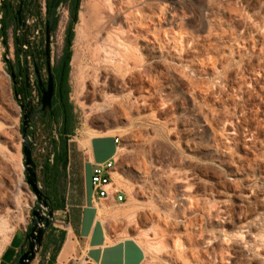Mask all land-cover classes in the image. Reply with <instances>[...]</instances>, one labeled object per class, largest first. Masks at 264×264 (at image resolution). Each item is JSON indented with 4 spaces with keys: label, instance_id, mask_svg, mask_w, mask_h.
<instances>
[{
    "label": "rangeland",
    "instance_id": "obj_1",
    "mask_svg": "<svg viewBox=\"0 0 264 264\" xmlns=\"http://www.w3.org/2000/svg\"><path fill=\"white\" fill-rule=\"evenodd\" d=\"M151 2L148 32L139 19L129 31L135 79L127 81L125 91L106 94L103 101L91 100L92 79L84 77L103 74L102 68H91L94 34L87 31L77 37L75 24L71 49L72 55L79 50L82 68L78 73L70 61L74 129L69 143L100 135L118 139L113 156L118 173L113 180L126 200L103 204L101 213L107 211L109 237L139 242L143 264H198L197 252L207 263L256 264L249 246L254 236L264 235V0ZM56 16L52 64L63 46L66 4L59 5ZM5 24L6 44L0 32V131L6 132L0 138V264L6 248L21 233L27 244L36 204L25 179L24 111L6 63L15 61L14 43L20 32L14 22ZM27 68L31 83L35 79L31 61ZM100 77L97 82L102 83ZM124 96L141 103L138 109L120 107L117 101ZM32 127L34 137L27 135L33 138L32 157L39 164L49 145L41 126ZM199 231L213 233L216 241L207 245ZM258 251L264 261V244ZM82 262L76 254L62 264Z\"/></svg>",
    "mask_w": 264,
    "mask_h": 264
},
{
    "label": "crops",
    "instance_id": "obj_2",
    "mask_svg": "<svg viewBox=\"0 0 264 264\" xmlns=\"http://www.w3.org/2000/svg\"><path fill=\"white\" fill-rule=\"evenodd\" d=\"M82 138L69 144L68 162L59 183L45 187L49 203L54 206L61 204V209L53 210L54 222L45 232L31 264H62L68 256L76 254L91 264H143L145 253L135 238L109 237L105 215L107 211L101 213V210L103 204L112 202L97 201L91 188L94 164L105 162L115 154L117 146L114 137L100 135L89 140ZM81 140L89 144L84 146ZM59 236L62 240L59 249L55 251L53 238ZM23 238L24 234L21 233L6 248L1 264H16L27 245H23ZM67 243L69 246L65 259L61 260L60 254Z\"/></svg>",
    "mask_w": 264,
    "mask_h": 264
},
{
    "label": "bare ground",
    "instance_id": "obj_3",
    "mask_svg": "<svg viewBox=\"0 0 264 264\" xmlns=\"http://www.w3.org/2000/svg\"><path fill=\"white\" fill-rule=\"evenodd\" d=\"M151 1L152 0L83 1L79 10L76 35L81 38L87 31H91L94 34L96 41L95 48L93 50L95 64L91 68H102L100 71L103 73L101 74V77L100 73L95 72L91 75L87 74L84 76L92 79V81L89 82L90 90L88 92L91 100L95 102L97 100L103 101L106 94L111 92H123L125 91L127 81L130 82L135 79V52L130 41L129 31L131 30L132 24H135V19H139L142 24V30L145 33L148 32L149 23L152 20L153 7ZM160 13H164L163 7L160 8ZM79 56V50L75 49L71 59V66L78 73L81 71L80 68H82L79 62ZM144 64L145 68H147L148 64L146 60L144 61ZM99 77L102 78V83L97 82ZM117 103L120 107L125 106L132 110H137L139 107L138 105L141 104H138L136 101L131 102L129 100V96H124L121 100H118ZM4 137H6V132L5 130H2L0 131V138ZM82 144L86 146L89 143H87V141H83ZM125 166L131 167L132 165L130 166L129 164H125ZM131 168L137 173H140L137 168ZM143 197L146 196L143 195ZM213 215L214 213L212 214L211 212H208L209 218H212ZM193 221H195V219ZM198 236L207 245H212V243H214L217 239L213 233L202 234L201 231L198 232ZM189 243L190 245H195L194 238H192L191 235L189 236ZM262 244H264V235L254 236L249 246L252 258L257 259L256 264H264V261L259 259L260 255L258 253L259 247ZM68 246V243L65 244L60 254L61 260L65 259ZM191 253L192 255L194 254L192 251ZM212 253L213 252L209 253L210 259L212 262H215L216 257ZM196 254L198 264H212L211 262L207 263L200 260L198 252ZM184 264L190 263L185 261Z\"/></svg>",
    "mask_w": 264,
    "mask_h": 264
},
{
    "label": "trees",
    "instance_id": "obj_4",
    "mask_svg": "<svg viewBox=\"0 0 264 264\" xmlns=\"http://www.w3.org/2000/svg\"><path fill=\"white\" fill-rule=\"evenodd\" d=\"M19 1L22 2L21 8V21L24 22V16L29 12L36 13L39 8V3L37 0H2L0 3V32L2 34V38L4 43L6 44V34L5 29L6 24L5 21L9 20L14 22V27L16 31L20 30L18 26V22L16 19V14L19 8ZM45 1V14H46V22L50 16L51 9L56 0H44ZM81 0H62L61 4H66L68 8V21L66 23L64 29V38H63V46L61 49V54L58 60L55 63L54 67H51V74L54 80L55 87V99L54 103L56 104L54 111L51 114V118H42L39 117L36 121L41 126L43 133L45 134V138L48 141L49 149L45 156L42 159V162L37 164V181L42 182L43 191H45L46 185H55L58 184L60 179L64 175V170L66 168L68 158V146H69V137L73 134V111L72 104L69 100V92L70 87L68 83L69 72H70V61L72 58V41L74 37V26L78 22L79 17V7ZM57 14V12H56ZM57 26V16H55L52 31L56 29ZM20 32V31H19ZM27 35V34H26ZM27 41V38H26ZM23 41L21 40V32L20 38H16L15 40V61L12 63L10 60H6L8 64V71L12 80V88L15 95L19 96L20 100H26L29 98L30 94L28 89L37 90L35 82L29 83V86L25 82V69L23 67L24 60L27 59L32 60L33 68L35 72V68L38 69V75L36 74L37 80L38 77L41 80L42 73L46 71L45 67V57L43 56L44 49V38L39 42L37 47L32 46L25 53L26 59H24ZM23 90L26 93H23ZM31 124L28 125L27 132L32 133L34 137V133L30 130ZM53 210L61 209V204L52 205L50 204ZM30 228L28 229V231ZM55 251L59 249L62 238L59 236L58 238H53Z\"/></svg>",
    "mask_w": 264,
    "mask_h": 264
},
{
    "label": "water",
    "instance_id": "obj_5",
    "mask_svg": "<svg viewBox=\"0 0 264 264\" xmlns=\"http://www.w3.org/2000/svg\"><path fill=\"white\" fill-rule=\"evenodd\" d=\"M62 0H56L51 12L50 16L46 22L45 30H44V49H43V56L45 57V67H46V74H47V82L46 88L41 90V108L36 110L32 103V98H28L25 103L20 100L19 105L21 110H23L22 115V125H21V138L23 140V158H24V171H25V179L27 185L30 187L31 191L35 194L36 197V204L32 208L31 212V226L30 231L26 234L27 239V246L23 253L18 257L16 264H31L32 261L35 259L36 254L39 251V248L42 244L43 236L47 231L49 225L54 222V211L51 207L47 195L41 190L39 183L37 181V167L36 163L32 157V145H33V138L32 136H27V128L31 122V118L37 114L38 112H42L43 115L47 111L51 109V98L53 95V78L51 74V34H52V27L54 23V19L56 16L57 9L60 5ZM21 8L22 2L19 1V8L16 14V19L18 22L19 27H23V23L21 21ZM21 40L23 43L28 45L26 41V29L24 28L21 31ZM26 51H23L24 59ZM35 73L38 75V69L35 68ZM25 82L29 86V76L27 69L25 70ZM42 82L38 77V87H42ZM16 97L19 96L15 95ZM86 264H91L87 262Z\"/></svg>",
    "mask_w": 264,
    "mask_h": 264
},
{
    "label": "built area",
    "instance_id": "obj_6",
    "mask_svg": "<svg viewBox=\"0 0 264 264\" xmlns=\"http://www.w3.org/2000/svg\"><path fill=\"white\" fill-rule=\"evenodd\" d=\"M1 18V14H0ZM46 25L45 1L39 2V8L36 13L29 11L24 16L23 27H20V32L26 29V38L28 45L23 43V51H27L32 46L37 47L44 36ZM118 143V139L114 140ZM118 173L117 160L115 157L101 163H96L93 166L91 175V188L97 201L109 200L114 204L125 202L126 196L123 189L117 185L113 178ZM81 264H86L82 262Z\"/></svg>",
    "mask_w": 264,
    "mask_h": 264
},
{
    "label": "flooded vegetation",
    "instance_id": "obj_7",
    "mask_svg": "<svg viewBox=\"0 0 264 264\" xmlns=\"http://www.w3.org/2000/svg\"><path fill=\"white\" fill-rule=\"evenodd\" d=\"M29 61L32 62V60H30V59H27L26 61L24 60V62H23V67H24L25 70L28 69L27 67H28ZM32 66H33V62H32ZM54 66H55V63H53L51 67H54ZM45 72H46V71H45ZM33 74H34V76H35V79L32 80V82H35L36 87H37V90L34 89L33 86H32V89H28V92H29V94H30L29 98L31 97V98L33 99V106L35 107L36 110H39V109L41 108V103H40V100H41V90L46 88L47 74H43V73H42V75H41V82H42V84H43L41 88L38 87V80H37L36 74H35V72H34V68H33ZM52 78H53V77H52ZM53 85H54V80H53ZM23 93H26V91L23 90ZM55 97H56V96H55V87H54V89H53V95H52V98H51V109H50V111H47V112L45 113V115H43L42 112H38L37 114H35V115L31 118V122H30L31 127H30V130H32V128H33L32 125L36 123L35 120H37L39 117H42V118H46V117H47L48 119L51 118V114H52V112L54 111L55 106H56V104L54 103V99H55ZM27 99H28V98H26V100H23V103H25V102L27 101ZM27 133H29V132H27ZM27 136H28V135H27ZM43 192H44V191H43ZM44 194L46 195L45 192H44ZM47 197H48V196H47ZM48 201H49V199H48ZM29 231H30V230H29ZM29 231H28V232H29ZM26 241H27V240H26ZM26 246H27V245H26ZM25 248H26V247H25ZM24 250H25V249H24ZM24 250H23V251H24ZM23 251H22L21 253H23Z\"/></svg>",
    "mask_w": 264,
    "mask_h": 264
}]
</instances>
